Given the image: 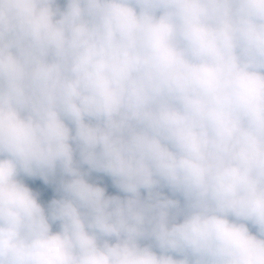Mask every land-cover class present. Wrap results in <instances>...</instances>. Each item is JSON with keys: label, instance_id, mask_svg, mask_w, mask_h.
Masks as SVG:
<instances>
[{"label": "clouds", "instance_id": "clouds-1", "mask_svg": "<svg viewBox=\"0 0 264 264\" xmlns=\"http://www.w3.org/2000/svg\"><path fill=\"white\" fill-rule=\"evenodd\" d=\"M0 264H264V0H0Z\"/></svg>", "mask_w": 264, "mask_h": 264}, {"label": "rangeland", "instance_id": "rangeland-1", "mask_svg": "<svg viewBox=\"0 0 264 264\" xmlns=\"http://www.w3.org/2000/svg\"><path fill=\"white\" fill-rule=\"evenodd\" d=\"M54 196V192H52L51 190H48L45 192V195H44V199L47 200V199H50Z\"/></svg>", "mask_w": 264, "mask_h": 264}]
</instances>
